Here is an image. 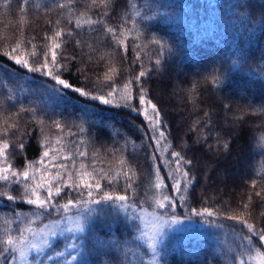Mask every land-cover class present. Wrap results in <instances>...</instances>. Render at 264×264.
<instances>
[{
  "label": "trees",
  "instance_id": "trees-1",
  "mask_svg": "<svg viewBox=\"0 0 264 264\" xmlns=\"http://www.w3.org/2000/svg\"><path fill=\"white\" fill-rule=\"evenodd\" d=\"M66 2L0 0V140L9 141L11 165L22 170L27 163L38 162L45 136L52 140L61 137L62 144L54 146H62L65 154L72 156L69 160H44L52 173L56 171L54 164L65 165L66 171H62L65 178L67 173L74 174L81 163L89 172L95 170L96 176L110 170V175L114 176L119 170L116 161L124 159L125 168L131 167L135 172L132 188H126L129 181L125 176L111 183L107 178L100 179L103 191H94L95 199L99 200L104 192L126 195L137 207L194 220L193 209L208 208L214 215H200L204 223L216 222L226 229L225 235L198 227L168 232L157 245L160 264H237L241 258L247 264L249 249L239 238L247 234V230L227 217L233 210H242L251 196L247 210L249 222L264 228V199L255 195L256 191L264 189V176L257 174L264 165V147L261 146V137H264V0H109L107 8L93 7L91 0H73L74 15L88 11L93 19H100L107 11L105 23L117 30L123 27L128 33L126 50L115 44L103 24L76 29L74 24L61 18L60 12L67 13V8L61 10L57 5ZM21 17L26 23L22 24ZM57 18L62 19L61 27L73 30L71 37L63 38L59 57V62L67 65L60 73L61 78L73 87L86 88L93 93L108 91V87L97 83V75L103 76L111 60L107 55L100 60L102 54L110 53L115 58L112 63L119 73L115 77L117 85L122 86L146 70L139 84L133 82V95L138 96L143 87L148 98L157 105L163 121L161 130L166 136L161 148L170 145L168 152L156 150L154 134L143 116L131 108L117 106V101L101 104L72 89H61L50 77L29 72L2 54L14 46L23 27L26 41L35 37L32 43L37 45L40 54L33 62L40 63L43 46L47 43L44 36L52 31L49 21ZM77 40L82 43L78 45ZM153 40L163 44V50L160 44L152 43ZM25 46L31 48V45ZM157 58L161 60L160 65L155 63ZM132 104L139 106L136 99ZM54 121L61 124L62 131L55 127ZM8 123H15L16 127L8 129L4 135ZM225 142L227 149L223 147ZM20 144L24 145L23 150ZM79 151L87 155L81 157ZM172 151L181 152L192 162L184 166L194 177L187 192L183 193L182 189L181 194L186 195L184 201L171 188L173 180L169 172L175 168L171 163ZM157 169L166 185L164 193L172 197L174 209L170 206L159 209L150 200L155 193L150 186L155 182ZM253 180L257 181L255 189L251 186ZM5 187L9 186L0 182V190ZM9 190L17 197L22 191L19 184L11 185ZM41 194L47 195L44 190ZM69 199H88L87 189L83 185L80 189L65 187L52 203L63 204ZM102 204L103 208L85 222L83 231L72 239L68 234L55 237L39 261L150 264L151 250L138 238V221L133 217L129 219L130 216L115 205ZM36 211L23 199L8 201L0 197V238L5 229L9 234L18 235L23 222ZM71 212L73 208L68 213ZM64 215L62 210L44 213L34 219L32 226L37 228ZM70 241L75 248L56 256ZM256 245L261 249L258 241ZM70 254L76 256V260H67ZM48 256L53 259L49 260Z\"/></svg>",
  "mask_w": 264,
  "mask_h": 264
},
{
  "label": "snow or ice",
  "instance_id": "snow-or-ice-1",
  "mask_svg": "<svg viewBox=\"0 0 264 264\" xmlns=\"http://www.w3.org/2000/svg\"><path fill=\"white\" fill-rule=\"evenodd\" d=\"M73 0H67L66 3H59L57 8L63 10L67 8V13L61 11L59 16L66 19L69 24H74L76 29H81L85 26L92 28L94 25H104V31L111 35L112 40L115 44L119 45L121 48H125V41L127 39V31L121 27L119 30L108 26L105 23L104 17L108 15L107 11L101 15L100 19H93L88 11H82L79 15H74V10L71 7ZM109 0H91V6L93 7H103L107 8ZM134 7V5H133ZM20 11L23 13L24 6L21 5ZM57 18L54 22L49 21L52 25L51 34H45L44 39L47 43L43 46V59L40 63H34L33 58L37 57L40 53L38 51L37 45L32 43V39L25 40L24 30L21 27L20 34L15 40L14 46H10L9 50L4 51L2 54L8 56L9 59L13 60L15 64L20 65L29 72H40L45 76L50 77L55 85L60 86L61 89H72V91L78 93L82 97L89 98L91 100H97L101 104L110 105L114 101H117V106L129 107L132 111L137 112L139 115L143 116L148 129L154 134L152 136L153 143L156 145V150L162 153L168 152L170 145L165 144L161 148V142L166 140L165 133L161 130L163 124L161 112L157 105L153 103L151 99L148 98V92L145 88L141 87L138 96L133 95V82L139 84L141 78L146 75V70H142L138 75L134 76L131 80L123 83V85H117L115 83V77L118 75V69L112 60L114 56L112 54H102L100 60H104L105 56H110L108 65H106V71L103 76L97 75V83L103 84L108 87L106 93H93L86 88L73 87L71 83L67 80L61 78L60 73L66 70L67 65L61 64L59 62V57L61 55L60 50L64 43L63 38L65 36L71 37L73 35V30L71 28L61 27L62 19ZM22 24L26 23L23 17H21ZM78 45L82 42L77 40ZM152 43L160 44L158 40H153ZM31 45V48H27L25 45ZM161 50H163L164 45L160 44ZM91 49V45H89ZM163 55V51H161ZM157 65H160L161 60L157 58L155 61ZM87 79V77H86ZM11 98V97H10ZM138 100V107L132 104V101ZM207 115V113H205ZM7 123V121H5ZM41 125L43 121H40ZM53 124L58 130L62 131V126L58 121H54ZM15 123H8L7 128L4 130V135H7L8 129L15 128ZM166 127V125H164ZM83 131V129H81ZM43 131V129H42ZM262 147H264V137H261ZM62 138L56 137L54 140L49 139L47 136L41 143L44 149L41 154V159L38 162L27 163L22 170H16L8 159V149L9 141L6 139L0 140V182L8 185L9 187L13 184H19L21 186L20 196H13L9 187H5L0 190V197L6 198L8 201H15L16 199H23V201L29 205H32L38 211L32 214V217L27 218L26 222H23L22 226L18 229V235L9 234V230H4L3 238H0V264H16L19 260L21 264H29V253L35 252L40 254L43 251L44 246H49L48 237H56L58 235L55 231V227L59 226L65 217H61V220L52 221L50 225L46 224L41 229H36L32 225L34 219H39L44 213L51 214L52 212L60 213L61 210L64 214H67L69 210L73 207H84L87 208L89 204H99L101 202L112 201L117 207L123 210L132 209L134 212L137 210V205L135 203L129 202V197L126 195H113L108 192L99 198V200L93 197L94 191H103L100 179L107 178L109 183L119 176H125L128 178V183L126 188H132V180L135 176V172L131 167L125 168L126 161L124 159H119L116 161L119 166V170L115 171V175H110L109 172H103V175L96 176L95 170L89 172L86 166L81 163L80 167L75 170V173H67V178L62 175V171H66V166L63 164H54L56 168L55 173L49 172L48 168L44 164L45 159L55 160L61 158L63 160L72 159L71 155L65 154V149L61 147H55L54 145H61ZM24 145L20 144L19 148L23 150ZM225 149L228 148V144L225 142L223 144ZM78 155L84 157L87 155L84 151H79ZM171 163L175 164L173 171L169 172V178L173 180L171 186L172 192L179 194V199L184 201L186 199L185 194L190 185L193 183L194 177L189 175V172L184 170L185 165H191V161L185 159L181 152L172 151L171 152ZM155 159V157H153ZM39 164V167H37ZM103 171V170H102ZM175 173V174H173ZM258 175L264 176V165H262V171L257 173ZM180 177L177 179L176 177ZM93 181V182H90ZM81 185L83 188L87 189L88 199H82L79 201H74L69 199L63 204H54L52 201L55 197L60 196L61 191L65 187L80 189ZM252 188L257 187V181L253 180L251 184ZM155 190V193L150 197L151 202L159 209H165L166 207L175 208V204L172 202V197L164 193L166 187L163 178L159 175V170H156L155 182L150 186ZM41 190H44L47 195H42ZM261 191H256L255 195L257 197L262 196ZM83 196V193L81 192ZM147 196V193H146ZM252 197H248V202L243 204V209L240 211L233 210V214L229 215L227 218L234 220L241 224L244 229L247 230V234L239 237L244 243L249 246L247 251V264H264V251H261L260 247L256 245V241L260 245H264V228H257L254 223L249 222L250 213L247 211L250 207ZM140 213H144L146 210L141 206L139 209ZM196 215L211 217L214 215L212 210L208 208L202 211H197L193 209ZM19 217L20 213H16ZM68 219H71L70 217ZM131 219V217H129ZM6 223H11V221H5ZM53 226V230L46 233L44 238L36 242V238L44 232L45 228ZM76 231H83V228L79 225L75 229ZM67 231H73L69 228ZM31 237V238H30ZM139 238V237H138ZM255 238V239H254ZM68 248H75V245L68 244ZM150 248L153 249V259H155V246L150 244ZM64 255L63 252H56V256ZM244 253H241V257ZM48 259H53L52 256H48ZM72 260H76V256H72ZM84 264V262H82ZM237 264H246L245 259L241 258L238 260Z\"/></svg>",
  "mask_w": 264,
  "mask_h": 264
},
{
  "label": "rangeland",
  "instance_id": "rangeland-1",
  "mask_svg": "<svg viewBox=\"0 0 264 264\" xmlns=\"http://www.w3.org/2000/svg\"><path fill=\"white\" fill-rule=\"evenodd\" d=\"M162 145V144H161ZM156 172V171H155ZM180 177H178L179 179ZM104 203V204H102ZM102 206L103 205H107L108 202H101ZM108 205H115V203L109 202ZM103 208L101 207L100 203L99 204H89L87 208L84 207H73V212L68 213L66 215H64L63 217L64 220L63 222L55 227V231H57L58 235L61 234H68L71 235V239L74 238L75 235L79 234L81 231H76L75 229L77 228V226L79 225L80 227H84V224L87 220H89L92 215L96 212V211H100ZM116 208L122 212L127 213L130 217L135 218L138 221L139 224V229H138V237L146 242L148 244V246L150 244L155 246V259H153V249L150 248L151 250V255L149 257V263L150 264H160L159 260H158V254H157V245L161 242V240L164 238V236L170 232V231H174V230H183V229H188V228H203V229H208L211 230L212 232H219L221 235L224 234L226 232V229H224L221 225H219L216 222H212V223H204V221L202 220V217L200 215H196L194 213V215L196 216L195 219H185V218H178L172 215H162L159 214L155 211L149 210L144 208L146 211L144 213H140L139 209L140 207H137V210L134 212L132 209H127V210H123L120 209L119 207L116 206ZM71 219H68V218ZM57 220H61V218L53 220V221H57ZM50 222H45L42 225L38 226L36 229H41L44 227V225L48 224L50 225ZM73 229V231H67V229ZM53 230V226H50L48 228L44 229V232L41 233L40 236H38L36 238V242L39 243V241L41 239L44 238L46 233H49ZM234 235L236 236L237 233L235 232ZM56 236V237H57ZM31 238V237H30ZM55 237H48L49 239V244L50 242L53 241ZM68 244H72V241H70ZM243 246L246 249H249V246L244 243L242 241ZM48 246H44L43 247V251L40 254H37L35 252H30L29 253V264H48V263H41L39 261V258L41 257V254L44 252V250L47 248ZM74 248H68L67 246L65 247V249L63 250V253H66L68 251L73 250ZM261 251H264V245H261ZM73 254H70V256L68 257L67 260L72 259ZM16 264H21V262L19 260L16 261Z\"/></svg>",
  "mask_w": 264,
  "mask_h": 264
}]
</instances>
